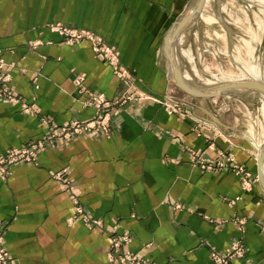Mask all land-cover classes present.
<instances>
[{
    "label": "crops",
    "instance_id": "1",
    "mask_svg": "<svg viewBox=\"0 0 264 264\" xmlns=\"http://www.w3.org/2000/svg\"><path fill=\"white\" fill-rule=\"evenodd\" d=\"M187 1L0 0V57L13 63L9 85L34 112L0 101V152L41 136L47 123L40 118L63 124L92 116L72 71L107 100L125 90L172 91L161 44ZM55 21L114 44L130 78L116 77L87 39L63 42L47 26ZM180 102L182 112L168 113L158 102L130 98L112 106L108 136L82 132L47 145L35 163L11 164L0 176L3 264H105L113 232L129 235L119 248L156 264H211L208 252L225 251L233 239L244 255L231 264H264L262 159L207 97ZM186 148L208 159L228 151L254 178L244 189L231 170L194 165ZM71 195L92 223L66 221Z\"/></svg>",
    "mask_w": 264,
    "mask_h": 264
},
{
    "label": "rangeland",
    "instance_id": "2",
    "mask_svg": "<svg viewBox=\"0 0 264 264\" xmlns=\"http://www.w3.org/2000/svg\"><path fill=\"white\" fill-rule=\"evenodd\" d=\"M194 2L195 0H188L187 5L185 4L177 19L185 13L190 12ZM55 25L63 27L64 24L59 21L47 24L51 30H53V26ZM79 29L88 30L84 28ZM59 34L65 43H74L81 40L70 39L71 37H65L63 34ZM38 42V40L30 41L28 47L33 48ZM103 43L113 46L118 53V49L114 44L104 40ZM93 52L109 65L112 73L116 77L130 78V73L120 63L118 54L116 55L114 64V60L110 56L111 53L107 52L105 53L106 56H104L101 50ZM171 52L173 53L174 61L180 65L181 73L188 82L195 86L213 87L223 82H231L239 79H258L264 83V0H204L199 12L188 21L178 34L176 42L172 43ZM0 59L2 58L0 57ZM12 66V62L5 61L0 66V101H17L21 111L34 113L30 102H27L20 93L9 85L10 69ZM121 67L126 68L128 73L121 72ZM72 80L76 93L84 95L83 98L79 99L81 105L91 106L94 109V113L101 116L103 121L107 123V134L104 136H108L110 132L111 108L118 103H123L130 98L135 100L145 99L160 103L168 113H179L183 111L180 101L186 98L192 99L193 97L175 86L172 91L165 93H151L142 89L129 92L125 90L116 97L107 100L102 92L90 89L84 85V74L82 72L72 71ZM207 98L210 101L208 103L210 108L214 107V111H219L222 114V119L226 123L233 125L240 135L248 138L253 146L251 147L253 152L257 154L264 152V94L258 90H249L247 93L244 92L243 95L239 93H236V95L220 94ZM72 118L74 117L70 119ZM40 119L47 123V132H57L62 127V124L53 123L46 118ZM70 119L65 123L67 124ZM46 131L35 139L28 140L18 146L9 147L0 152L5 153L8 150L18 147L27 150L30 148L32 150L33 148L31 146L35 145L34 153H32L34 157L27 155L25 157L28 158L24 160L4 161V170L0 173V176L6 175L9 166L13 163L19 161H31L35 163L37 153L47 145H57L82 133L80 131L81 133L77 132V134L72 133L68 136L60 137L59 135L44 136ZM97 134L101 135L99 132ZM255 143H259V146L256 147ZM38 144H41V146ZM29 145L31 146L28 147ZM186 150L188 158L195 160V162H192L194 165L200 167L199 162L200 164H206L205 161L208 158L204 157L200 151L191 148H186ZM213 159H221L223 163L222 168L215 170H229L228 168H223L224 165L228 166L232 162H237L228 151H219L218 157ZM261 159L264 164V155ZM4 160H9V158H5ZM239 164L243 167L242 178L245 177L244 181L246 182L244 185L241 182V187L245 189L249 187L248 184L253 176L242 163ZM200 168L206 170V168ZM54 172L52 171V173ZM57 172L62 173L61 171ZM58 177L56 179H61L62 174ZM231 200L233 199L228 198L227 202L230 203ZM80 206L82 207L81 204ZM111 235L125 236V239L120 240L121 244L119 247L129 239V235L125 232H113ZM2 236L4 237V232ZM119 249L122 250L121 248ZM243 255L244 252L241 255L236 254L230 257L228 260L229 264H231V259L243 257ZM5 260L6 257L0 264H3Z\"/></svg>",
    "mask_w": 264,
    "mask_h": 264
},
{
    "label": "built area",
    "instance_id": "3",
    "mask_svg": "<svg viewBox=\"0 0 264 264\" xmlns=\"http://www.w3.org/2000/svg\"><path fill=\"white\" fill-rule=\"evenodd\" d=\"M53 30H56L57 32L63 34L65 37H71L70 39H82V38H86L90 41L91 44V48L93 51H98L101 50L102 54L104 56H106L105 53L109 52L111 53V58L112 60H114V64H115V59H116V55L117 50L116 48H114L111 45H106L103 43L102 38L93 33L90 30H82L79 28H75L72 26H68V25H55L53 26ZM68 39V38H66ZM105 45V46H102ZM3 60L0 59V66L2 65ZM10 65V64H8ZM115 69V68H114ZM120 69V68H119ZM118 70V69H115ZM121 72H127L126 68L124 69V67H121ZM1 96V94H0ZM157 97V96H156ZM159 98V97H158ZM88 104V103H87ZM98 105V103H97ZM95 131V132H99L101 133V135H106L107 134V123L103 121V118L101 116H98L97 113H94L91 117L87 118V119H78V118H72L69 120V122L66 124H62L61 129H58L57 132L55 131H46V133L44 134L47 136L50 135H59L60 136H68L70 134H77V132H86V131ZM80 132V133H81ZM42 140V139H40ZM39 140V141H40ZM32 145V144H31ZM31 145H29L28 147H30ZM41 146V144H38ZM34 146L32 145L31 147L33 148L32 150L29 148L24 149V148H15L12 150H8L5 153H0V173L3 172L4 170V165L3 162L4 161H15V160H24L25 156H32L34 157V154L32 155V153H34ZM5 158H9V160H4ZM34 160V159H33ZM190 161L195 162V160L190 159ZM35 162V161H34ZM206 164H200L199 162V166L202 168H206V169H218V168H222L223 163L221 161V159H206ZM223 168H228L229 170L233 171L234 173H236L239 178H240V182H242V184L244 185L246 182L244 181V178H242V173H243V167L241 166V164H239L238 162H232L230 163V165L226 166L224 165ZM55 173V174H54ZM52 173V176L54 174L53 177L55 178H59L58 176H60L62 173L60 172H54ZM67 188L70 189L71 187L69 185H67ZM71 200H72V204H73V212L71 215H69L66 219L67 222H70L71 220H73L75 217H79L85 224H89L92 223L91 218L89 217V215L87 213H85V211L83 210V208L80 206V203L77 199V197H75L74 195H71ZM232 201V200H231ZM230 201V202H231ZM239 223L242 222V218H235ZM93 222L95 224H99L98 221H94ZM7 224V220H2L0 221V263L4 261L5 257H6V250L3 244V232L5 229V226ZM115 235V234H114ZM110 235V242H109V250L106 254V262L105 264H110V263H118V264H156L155 262H152L150 260L144 259L142 257H139L138 255H136L133 252H128L126 250H120L119 246H120V240L121 239H125V236L123 237V235ZM244 252V247L240 244V240L239 239H233L231 241V243L229 244L228 248L221 252V253H217L215 251L210 250L208 252V258L210 260L211 264H229V258L236 255V254H243Z\"/></svg>",
    "mask_w": 264,
    "mask_h": 264
},
{
    "label": "water",
    "instance_id": "4",
    "mask_svg": "<svg viewBox=\"0 0 264 264\" xmlns=\"http://www.w3.org/2000/svg\"><path fill=\"white\" fill-rule=\"evenodd\" d=\"M203 1L204 0H195L191 11L177 19L164 34L161 51L167 62L168 78L176 87L192 96L210 97L220 94L236 95V93L243 95L244 92L247 93L249 90H258L260 93L264 94V83L258 79H239L231 82H223L213 87H199L188 82L181 73L179 68L180 65L174 61L171 45L176 42L178 34L188 21L199 12ZM263 155L264 152L258 154V159H261Z\"/></svg>",
    "mask_w": 264,
    "mask_h": 264
},
{
    "label": "bare ground",
    "instance_id": "5",
    "mask_svg": "<svg viewBox=\"0 0 264 264\" xmlns=\"http://www.w3.org/2000/svg\"><path fill=\"white\" fill-rule=\"evenodd\" d=\"M208 2V1H207ZM253 53V52H252ZM260 143V142H259ZM259 143H255L256 147L259 146ZM261 145V144H260ZM259 150V149H258Z\"/></svg>",
    "mask_w": 264,
    "mask_h": 264
}]
</instances>
